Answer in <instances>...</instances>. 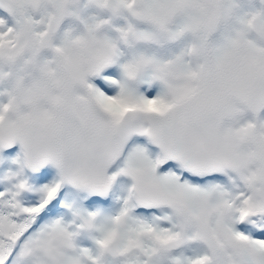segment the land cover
<instances>
[{"label":"snow or ice","instance_id":"1","mask_svg":"<svg viewBox=\"0 0 264 264\" xmlns=\"http://www.w3.org/2000/svg\"><path fill=\"white\" fill-rule=\"evenodd\" d=\"M0 264H264V0H0Z\"/></svg>","mask_w":264,"mask_h":264}]
</instances>
